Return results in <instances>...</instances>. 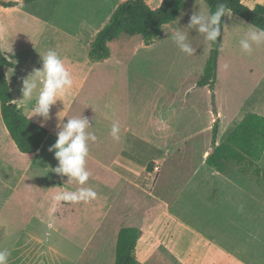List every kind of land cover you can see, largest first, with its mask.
Segmentation results:
<instances>
[{
	"label": "crops",
	"instance_id": "obj_1",
	"mask_svg": "<svg viewBox=\"0 0 264 264\" xmlns=\"http://www.w3.org/2000/svg\"><path fill=\"white\" fill-rule=\"evenodd\" d=\"M0 1H17L0 3V50L13 63L4 69L10 92L23 114L47 131L37 151L21 152L0 108V248L11 253L7 264H86V256L100 263L101 249L116 248L122 227L138 230L133 251L138 264H264V181L251 173L247 161L229 159L224 171L206 162L247 113L264 117V99L251 100L254 90L245 92L246 86L235 84L229 97H220V45L213 88L197 84L196 69L182 83L181 51L172 37L183 32L178 22L183 13L165 24L163 36L153 43L118 36L107 43L109 56L96 61L88 56L90 44L123 0ZM145 1L155 8L162 0ZM233 15L224 16V22ZM49 49L61 57L73 84L58 94L45 120L30 117L35 99L24 101L21 88L23 79L42 67L41 55ZM138 54L141 64L134 68ZM154 58L156 67H150ZM154 70L155 80L150 78ZM79 116L88 118L86 131L97 137L88 142L85 167L92 187H103L104 196L98 191L86 203L58 202V193L82 186L53 171L58 161L49 148L63 124ZM113 123L119 124V141L110 135ZM180 225L209 234L199 257L192 250L187 259L171 252L173 237L166 234L170 229L175 234ZM101 230L109 238L101 235L92 245Z\"/></svg>",
	"mask_w": 264,
	"mask_h": 264
},
{
	"label": "trees",
	"instance_id": "obj_2",
	"mask_svg": "<svg viewBox=\"0 0 264 264\" xmlns=\"http://www.w3.org/2000/svg\"><path fill=\"white\" fill-rule=\"evenodd\" d=\"M29 3L33 0H23ZM208 9L215 11L219 3H225L231 12L251 25L264 28V4L256 3L252 8L241 0H204ZM3 6H14L17 1H0ZM186 8L184 0H162L159 6L152 8L145 0H123L111 13L108 21L96 33L90 44L88 56L91 60H103L109 56L107 43L120 34L139 36L144 44L149 45L163 36L164 25L175 22L181 11ZM254 9V10H252ZM224 17L221 18L223 26ZM222 30V27H221ZM220 37L212 44L210 55L205 62L203 74L198 85L213 88L215 81L216 59ZM13 66L0 50V108L4 124L12 140L21 152L37 151L47 135L45 128L27 118L15 103L5 75V67ZM217 121L212 127V139L215 142ZM229 159L253 167L251 173L264 181V117L247 113L242 120L227 134L226 140L214 147L206 162L218 171H224ZM247 171V170H246ZM138 238L135 228H120L115 248L114 264H138L133 255Z\"/></svg>",
	"mask_w": 264,
	"mask_h": 264
},
{
	"label": "clouds",
	"instance_id": "obj_3",
	"mask_svg": "<svg viewBox=\"0 0 264 264\" xmlns=\"http://www.w3.org/2000/svg\"><path fill=\"white\" fill-rule=\"evenodd\" d=\"M22 2L23 0H21ZM231 15V9L225 3H219L214 12L209 9L206 13L192 14L189 27H195L211 46L221 36V18L224 16L231 17ZM249 29L244 38L239 41V46L244 53L250 54L253 45L264 44V28L249 25ZM172 40L181 52L193 55L194 48L188 42L186 34L177 30ZM41 59L42 67L34 69L32 74L23 79L21 93L24 101L32 102L35 99L30 117L39 116L47 120L50 108L56 103L58 94H62L71 88L73 79L55 50L49 49L41 55ZM224 67L227 69L228 65L225 64ZM42 124L43 122H41ZM88 128L89 120L87 117L79 116L68 119L57 133L56 142L49 148V151H54L55 159L58 161V166L53 171L69 177V181H75L82 186L74 191L58 193L54 197L58 202L86 203L97 198V192L92 187H83L90 176L85 167L89 152L88 142L97 140L94 133L86 131ZM119 133V124L113 123L110 135L119 141ZM48 227L52 228V225L49 224ZM46 235H50V233H46ZM10 255L11 253L7 248H0V264H7Z\"/></svg>",
	"mask_w": 264,
	"mask_h": 264
},
{
	"label": "rangeland",
	"instance_id": "obj_4",
	"mask_svg": "<svg viewBox=\"0 0 264 264\" xmlns=\"http://www.w3.org/2000/svg\"><path fill=\"white\" fill-rule=\"evenodd\" d=\"M184 1L186 6L188 5V8H185L186 10L184 9L181 11V13L183 14L180 15L178 22L183 26L182 33L186 34L188 42L194 48V53L193 55H187L181 52V63H179L177 67L179 68V76H181L182 83L184 82V79H186V77L188 78L191 76L195 69L198 74H203L202 72L204 70V61H206L205 59H208L212 48V45L210 46L209 43L204 40L203 34H200L195 27H189L190 16L194 13L199 12L206 13L209 10L208 6L204 2V0ZM259 3L264 4L263 1H260ZM244 4L250 8L254 6V3H250L249 5L246 3ZM9 15H13V13ZM232 17L233 18L231 19L225 20L223 29L221 30L219 45L224 49V51L218 58L219 67L216 73L219 95L220 97L226 99L227 97H229V91L235 88V84H239L247 87L244 89L245 92H247L249 89L254 90L249 96L251 97V100L258 98L264 99V44H261L259 46L253 45V50L250 54L244 53L239 46V41L244 38L245 33L250 30L249 25L251 24L247 23L239 16L233 15ZM118 36L124 37V34H120ZM125 37L127 36L125 35ZM154 55L155 54L153 53V57ZM141 60V54L135 56L133 58V67H140ZM153 60L154 63L149 64L150 67H156L155 58ZM225 64L228 65L227 69L224 67ZM168 65L169 61H166V63H164V66L167 67ZM249 68H253V72H249ZM168 75L169 77H172L171 72L166 71L165 76L167 77ZM150 78H152L153 80L156 79V70L150 72ZM175 78H177V75H175ZM168 81L171 82L172 80L168 79ZM89 173L91 176V171H89ZM92 186L93 185H91V179L89 178L86 182V187ZM92 188L97 192V195L98 191H100V194L104 196L103 187H97L94 185V187ZM185 204L187 205L188 203ZM104 232V230H101L99 233H96L92 236V245L97 241L98 238H100L101 235H107L104 234ZM169 232L171 233L172 229H170L168 231V234H166V236L173 237V239L169 243L170 250L171 252H173V254H175V256H178L180 259H187L189 257L190 250H192L191 252L195 257H199L204 251L205 236L209 235L208 233H206V231L203 230H200L201 234H198L196 231L189 230L184 225H180L179 227L175 228V234L171 235L169 234ZM53 235L55 234L53 233ZM108 238L109 235H107V239ZM233 246V254H237L238 250L237 248H235V244H233ZM192 247L194 249H192ZM101 250L104 254V260H101L100 263H93V261L87 259L88 256H86V264H108L110 256L111 259H114V247H110L108 244L107 247ZM90 252L91 251L88 250L86 254H89ZM111 264H113V262Z\"/></svg>",
	"mask_w": 264,
	"mask_h": 264
},
{
	"label": "built area",
	"instance_id": "obj_5",
	"mask_svg": "<svg viewBox=\"0 0 264 264\" xmlns=\"http://www.w3.org/2000/svg\"><path fill=\"white\" fill-rule=\"evenodd\" d=\"M153 169H154V171H158L159 164L157 162L154 163Z\"/></svg>",
	"mask_w": 264,
	"mask_h": 264
}]
</instances>
